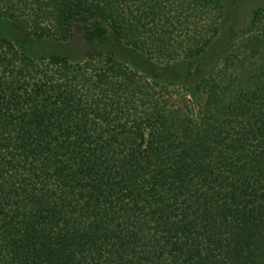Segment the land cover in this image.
<instances>
[{
    "label": "trees",
    "instance_id": "16d2710c",
    "mask_svg": "<svg viewBox=\"0 0 264 264\" xmlns=\"http://www.w3.org/2000/svg\"><path fill=\"white\" fill-rule=\"evenodd\" d=\"M169 2L0 0L30 42L68 43L83 23L88 44L114 37L174 70L31 57L0 35V264H264V66L249 50L264 47V10L204 75L224 9L216 27L143 39Z\"/></svg>",
    "mask_w": 264,
    "mask_h": 264
},
{
    "label": "rangeland",
    "instance_id": "374dc122",
    "mask_svg": "<svg viewBox=\"0 0 264 264\" xmlns=\"http://www.w3.org/2000/svg\"><path fill=\"white\" fill-rule=\"evenodd\" d=\"M200 1L201 0H197V2ZM218 1L213 0L210 3H205L207 6L205 9L193 6V8H189V4L183 0H170L167 15L172 18L166 23V25H163V21H161L162 19L159 17H156L155 23L150 16L148 19L144 16V20H147L149 24L152 23V25L146 28L147 35L143 34V39H147V37L152 39L153 35L150 32L148 33L149 30H152V33L165 32L166 35L167 32L171 31L175 36L174 31L176 35L180 34L182 31H184L182 33L186 34V32H189L191 26L193 27L195 24L200 28L210 25L216 27L218 26L217 7L220 5L221 8L224 9V16L222 20L219 19V23L222 25L224 24V28L221 33L222 35L219 36L220 39L218 38L207 58H204L202 69L204 75L211 70L218 71V69H223L225 56L229 52H233V49L241 45V42L244 44L251 39V25L253 24L255 13L264 10V0ZM190 22H194L193 25H191ZM92 25H87V27L90 32H95L96 30L91 28ZM172 25H175V28H171ZM85 26L86 25L83 23H76L74 25L73 39L68 43H53L49 41L30 42V38L21 28L2 20H0V35L3 37L12 36L15 38L17 42V49L21 52H25V54L31 57L56 55L68 58L74 62L100 53H113L117 55L129 68L138 72L143 77L157 78L164 74L167 78H174V70H160L156 63L146 57L139 56L132 50L122 46L114 37H111L109 42L102 46L88 44L85 40ZM150 41H148L149 44H151ZM254 44L255 42H252V45L250 46V54L257 59L256 61L258 66H264V47L262 45L258 52H255L253 49ZM151 50H153L152 47ZM178 50H180V48L175 47V51ZM176 56L179 55L176 54ZM171 58L172 57L167 56L166 54H163L162 57H160V55L158 56V60H162L163 64H166L167 62H178L177 57L175 59ZM190 82L191 81H187V85Z\"/></svg>",
    "mask_w": 264,
    "mask_h": 264
}]
</instances>
